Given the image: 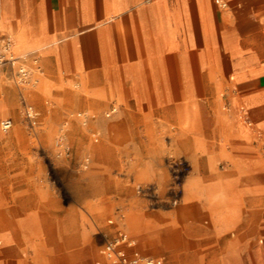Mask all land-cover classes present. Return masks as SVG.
<instances>
[{
    "label": "rangeland",
    "instance_id": "rangeland-1",
    "mask_svg": "<svg viewBox=\"0 0 264 264\" xmlns=\"http://www.w3.org/2000/svg\"><path fill=\"white\" fill-rule=\"evenodd\" d=\"M38 81L24 90L38 111L32 131L18 87L0 75V104L8 97L10 111L0 120L14 121L10 131H0V204L26 202L38 215L37 248L23 252L28 263L51 252L58 260L90 258L102 232L113 231L107 219L118 210L127 232L146 252L164 254L165 264H256L253 248L264 243V136L246 114L240 111L253 135L224 137L214 120L217 108L201 105L191 134L153 106L140 113L114 101L117 111L105 116L110 100L89 106L73 96L38 94ZM222 102L218 108L230 107ZM77 111L93 117L82 124ZM61 134L66 151L58 144ZM0 239H19L1 214Z\"/></svg>",
    "mask_w": 264,
    "mask_h": 264
},
{
    "label": "crops",
    "instance_id": "crops-1",
    "mask_svg": "<svg viewBox=\"0 0 264 264\" xmlns=\"http://www.w3.org/2000/svg\"><path fill=\"white\" fill-rule=\"evenodd\" d=\"M222 1L224 6L215 0H0V31L12 36L15 54L38 57V94L73 96L89 106L116 101L140 113L153 106L191 134L200 106H215L222 135L227 121L239 139L253 135V128L264 136V0ZM221 98L229 108H218ZM7 101L0 115L10 112ZM0 214L19 236L11 244L0 239V264H98L104 239L116 230L165 264L164 254L143 250L116 211L111 223L107 219L113 231L102 232L90 258L58 260L51 252L28 263L23 252L37 248L38 215L21 201L8 208L0 204ZM263 249L264 243L253 248L256 264H264Z\"/></svg>",
    "mask_w": 264,
    "mask_h": 264
},
{
    "label": "built area",
    "instance_id": "built-area-1",
    "mask_svg": "<svg viewBox=\"0 0 264 264\" xmlns=\"http://www.w3.org/2000/svg\"><path fill=\"white\" fill-rule=\"evenodd\" d=\"M220 6L225 3L222 0H215ZM14 40L10 34L0 31V75L8 72L9 77L13 80L19 89V97L22 106L23 120L34 131L37 125V111L27 101L24 90L34 85L38 81V75L42 68L39 64L38 57H30L28 53L15 54L13 51ZM117 111V106L112 104L104 112L105 116H110ZM76 117L82 124L92 118L86 111H77ZM14 121L11 117H4L0 120V131L6 133L11 130ZM58 144L64 151L68 150L65 144L64 134L58 139ZM176 199H174V202ZM118 218H121L119 211H116ZM113 218H109L108 222H112ZM102 256L111 264H163L161 256H153L144 254L135 247L134 240L130 238L124 231L116 230V232L104 239L101 247Z\"/></svg>",
    "mask_w": 264,
    "mask_h": 264
},
{
    "label": "bare ground",
    "instance_id": "bare-ground-1",
    "mask_svg": "<svg viewBox=\"0 0 264 264\" xmlns=\"http://www.w3.org/2000/svg\"><path fill=\"white\" fill-rule=\"evenodd\" d=\"M36 85V84H35ZM119 103V102H118ZM213 103H214V101H213ZM128 106V105H127ZM167 108V107H166ZM165 108V109H166ZM164 109V110H165ZM172 110V109H171ZM132 112V111H131ZM218 112V111H217ZM239 113V112H238ZM136 114V113H135ZM219 114V113H218ZM165 116V115H164ZM170 116V115H169ZM175 116V115H174ZM144 117V116H143ZM168 119V118H167ZM175 120V119H174ZM139 121V120H138ZM188 123V120H184V123ZM168 123H170V122H168ZM235 124V123H234ZM174 128V127H173ZM183 128V127H182ZM132 129V128H131ZM167 130H169V129H167ZM235 130L233 129V126L232 125H229L226 121L224 122V128H223V130H222V133H223V135H224V137H227V136H231V134H232V132H234ZM163 132V131H162ZM169 133V132H168ZM176 133V132H175ZM181 134H183V133H181ZM134 135V134H133ZM173 135V134H172ZM185 135V134H184ZM183 135V136H184ZM175 136V135H174ZM173 136V137H174ZM195 137H197L196 135H194ZM229 138V137H228ZM235 138V137H234ZM233 138V139H234ZM142 139V138H141ZM230 139V138H229ZM135 141H136V139H135ZM200 141V140H199ZM137 142V141H136ZM153 143H154V141H152ZM195 143V142H194ZM192 144H193V142H192ZM196 144V143H195ZM194 144V145H195ZM158 145V144H157ZM156 145V146H157ZM167 146V145H166ZM193 146V145H192ZM206 146V145H205ZM164 147V146H163ZM195 147V146H194ZM140 149H141V147H140ZM157 149H158V147H157ZM196 149V148H195ZM172 150V149H171ZM63 151V150H62ZM61 151V152H62ZM166 151V150H165ZM170 151V150H169ZM175 151V150H174ZM207 151V150H206ZM146 152H147V150H146ZM201 152V151H200ZM145 154V153H144ZM172 154V153H171ZM178 154V153H177ZM176 154V155H177ZM201 154V153H200ZM202 157V156H201ZM190 158V157H189ZM195 158V157H194ZM196 159V158H195ZM202 160V159H201ZM205 160V159H204ZM203 160V161H204ZM206 161V160H205ZM188 162V161H187ZM186 162V163H187ZM197 162V161H196ZM199 162V161H198ZM189 165V164H188ZM199 166V165H198ZM205 166V165H204ZM196 167H197V165H196ZM200 168V167H199ZM194 169H195V167H194ZM194 169H192V170H194ZM205 171V170H204ZM166 172V171H165ZM195 172V171H194ZM200 172H202V171H200ZM162 175H164V174H162ZM165 176H166V174H165ZM207 177V176H206ZM211 178V177H210ZM209 178V179H210ZM163 179H164V177H163ZM166 179V178H165ZM203 182V181H202ZM205 182V181H204ZM196 183H198L197 181H193V182H191L190 184H189V186L187 187V189H186V193H185V198L186 199H188V197H189V194H190V192H191V189H193L194 187H195V185H196ZM161 184V183H160ZM164 186V185H163ZM200 186V185H199ZM207 187H208V185H207ZM200 189V188H199ZM203 189V188H202ZM202 191V190H201ZM224 192V191H223ZM202 193V192H201ZM207 193V192H206ZM195 195V194H194ZM208 196V195H207ZM199 205V204H198ZM200 207V206H199ZM138 224V223H137ZM139 226V225H138ZM105 261V260H104Z\"/></svg>",
    "mask_w": 264,
    "mask_h": 264
}]
</instances>
